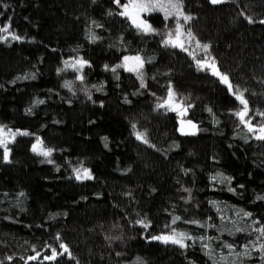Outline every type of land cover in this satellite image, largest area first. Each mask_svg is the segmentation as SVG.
Wrapping results in <instances>:
<instances>
[{
	"label": "trees",
	"instance_id": "1",
	"mask_svg": "<svg viewBox=\"0 0 264 264\" xmlns=\"http://www.w3.org/2000/svg\"><path fill=\"white\" fill-rule=\"evenodd\" d=\"M263 3L264 0H224L213 5L210 0H183L194 28L212 50L211 61L235 81L236 88L246 90L251 108L264 103V86L259 85L260 82L264 85V47L260 39L263 19L256 17ZM112 9V0H0V26L10 24V32L21 37L12 40L9 36L7 41H0V72L15 74L28 70L35 83L21 93L41 95L50 101L46 140L66 142L89 162L92 176L84 179L88 196L78 197L75 168H62L58 161L53 163L56 171L51 173L30 168V177L56 186L57 193L50 197L58 210L45 221L8 224L0 232V264H120L122 257L133 254L148 264H172V253L159 240L148 236L146 223L159 224L166 211H173L186 221L198 220L206 214L197 179L206 174L218 151L221 139L215 134L219 130L211 128L210 138L185 139L182 153L166 151L161 147V135L168 129L166 118L153 109L152 103L159 97L154 95L155 90L166 93L167 83L158 75L170 78L187 102L199 108L204 106L202 101L208 92L204 88L206 75L219 78L212 71L199 70L198 61L189 53L165 46L163 41L170 31L152 26L154 33L138 32L137 47L152 60L157 77L145 75V86L139 84L140 96L131 101L116 92L98 94L89 84L88 75L101 69L103 59L89 49L68 50L63 43L77 37L75 32L79 28L90 26L99 37L117 47L122 57L131 54L121 36L122 23ZM93 15L104 25L93 24ZM79 54L88 62L82 73L84 79L81 81L74 75L70 89L64 91L57 78L60 63L68 55ZM219 93L217 90L216 94ZM215 101L214 98L211 103ZM22 103L20 100L17 108ZM221 111L229 125L231 120L225 109ZM104 118L125 128L129 149L121 157L126 164L121 175L111 169L112 159L119 157L116 147L121 136L108 133L101 123ZM253 119L262 122L256 114ZM234 124L242 125L236 116ZM133 125L136 131L146 134L150 144L135 143L130 138L128 127ZM25 160L24 152H13L17 165L10 169L17 172L18 166L23 165L25 176L28 175L32 166ZM36 205L46 209L45 202L38 201ZM143 213L147 227L138 223L143 220ZM13 217L16 218L6 216L17 221ZM184 231L192 238L198 235L199 239H213L212 235L193 229ZM60 243L68 246L71 257L64 254L54 261L44 259L51 255L52 248L62 252ZM206 253L210 264H228L225 253L207 250ZM33 256L37 259H29Z\"/></svg>",
	"mask_w": 264,
	"mask_h": 264
},
{
	"label": "rangeland",
	"instance_id": "2",
	"mask_svg": "<svg viewBox=\"0 0 264 264\" xmlns=\"http://www.w3.org/2000/svg\"><path fill=\"white\" fill-rule=\"evenodd\" d=\"M126 2L127 0H121V4ZM112 7L113 15L115 14L120 19L123 26L121 36L131 52L128 57L140 56L145 61L141 70L143 79L145 75H158L154 71L152 60L147 57L143 50L137 47V36L140 30L133 26L126 17L119 15L122 8L118 7L114 0H112ZM184 11L186 14L188 13L185 8ZM256 17L264 21V3ZM142 19L152 26L166 29V32L168 30L174 32L176 26L174 19L165 21L161 12L144 13L142 14ZM91 22L98 27L104 25L96 15L92 16ZM180 23L183 25L185 32L190 30L196 38L192 41L186 36L182 38L187 49L185 52L189 53L197 61L207 60L208 63H211L212 50H210V47L206 53L202 48L196 46V41H199L202 45L206 44V41L200 32L194 28L192 20L185 24L181 19ZM261 24L260 39L264 47V23ZM78 31L75 32V34L78 33L77 37L63 44L68 50L77 52L86 49L92 50L95 53L97 52L103 59L101 69L88 75V82L92 85L93 90L98 94L116 92L126 101L137 99L141 93L139 85L141 83H138L137 73L127 71L125 67H117L125 64L124 57L126 56L122 57L117 47L99 37L90 26L81 27ZM92 36H95L96 39L93 40ZM81 59L85 60L83 55L80 54L75 56L68 55L61 61V67L57 71V78L62 90L70 89L65 84H70L74 75L77 78L82 75L87 67L85 65L82 71H77L71 66L75 61ZM65 62H68L67 65ZM133 64L134 62H128L129 66H133ZM262 65L264 66V62ZM113 68L116 69L115 72L111 70ZM197 68L201 71H206V69L211 71V68H202L200 65ZM158 77L167 83L166 93L160 94V91L155 90L154 95L159 97L152 103L153 109L166 118L168 129L161 135V147L166 151L182 153L185 139L210 138L213 136H210L213 134L211 128L215 131L219 130L215 135L221 140H219L220 144L216 155L211 159L210 168H208L204 176L197 179L198 191L203 195L205 201V216L198 220L186 221L181 220V217L177 216L175 212L166 211L159 224L155 225L154 222L152 224L150 221L146 223L149 229L148 236L153 238L155 236L170 235L174 231L185 233L184 229H193V231L213 236L212 241L203 238L199 239L198 235L190 240L186 239L184 243L187 247L185 248H180L178 245L171 243L164 244L160 241L172 253V264H210V259L206 256V250L211 253L218 251L225 253L226 263L228 264H264V251L260 250V245L264 244V238H261L260 233L255 231V229L264 227V199H258V197H264V141L254 139L244 125L235 127L236 115L234 113L239 111L242 105L229 91L227 84L222 83L220 79H214L210 74L206 75L204 88L206 87L208 92L204 95L202 101L204 106L199 108L195 107L191 102H187L186 97H183L180 91L170 82V78L165 79L161 75H158ZM229 80L236 88L235 81L233 79ZM34 83L35 79L29 75L28 70L15 74L0 72V126H4L5 131L11 129L14 132L29 133L26 136L17 135L15 141L8 145L11 149L10 162H4L3 149L0 148V216L3 215L4 217L3 219L0 217V232L10 223L21 225V222L48 220L52 217L51 214L58 210L55 207L57 205L56 202H52L50 197L57 193V190H55L56 186L42 179L30 177V174H32L30 168H35L38 171H42V173H51L52 170L56 171L53 163L58 161L60 163L59 166L66 169L86 168L89 172L91 169L89 162L78 155L72 147L67 146L66 142L62 143L59 140L60 143H52L46 140V130L49 126L48 122L51 120L47 115L49 99L35 94H30V96L25 94L24 96L21 93L31 88ZM259 85L264 86L263 82H260ZM215 86L217 87L216 90L214 89ZM169 87L175 93V101L181 104V109H187L186 113L180 114L181 109L169 111L168 108L157 107L158 104L167 98ZM217 90L220 91L219 95L216 94ZM17 95L23 96L18 97ZM245 97L250 103L246 95ZM214 98L216 100L214 102L215 106L214 103H211ZM20 100H23V103L17 108ZM221 109H225L226 113L225 111L224 113L230 118V126L227 124ZM250 109L253 113V116L251 112L249 113V116L252 117V123L254 125L260 124L261 122H256L257 120L253 119V117L256 112H264V103L261 102L259 107H250ZM260 118L263 119L262 117ZM187 121H192L193 124L197 125L194 135L185 134L193 131ZM101 123L113 137H117L118 134L121 136L117 142L118 147H116L119 157H114L111 162L112 171L121 175L122 167H126L121 157L125 156L129 149L125 128L121 123L118 124V122H113L107 118H104ZM201 129L209 132L207 134L202 133ZM136 132L140 131H136L133 127H128L129 136L135 143L150 144L148 137L142 131L141 133L145 134L148 142L143 143L137 140ZM37 137L43 141L46 148L53 150L52 156L49 157L53 161L52 163H48L44 157L38 156L32 151V145L36 142ZM15 151L24 152L27 156L25 161L32 166L27 170L28 175L26 176L23 171V165L18 166L19 171L17 172L10 169V167L17 165L13 161V152ZM85 183L84 179L76 180L78 197L88 196L89 193L84 186ZM38 201L45 202L46 209L43 206L36 205ZM246 213H250V216L245 215ZM6 216H15L16 218H13L17 221L10 220ZM175 217L180 219L173 223ZM142 218V221H145L146 214L143 213ZM229 245L231 246V251L227 247ZM246 246L247 252L244 254ZM120 264L148 263L141 256L133 254L122 257Z\"/></svg>",
	"mask_w": 264,
	"mask_h": 264
},
{
	"label": "snow or ice",
	"instance_id": "3",
	"mask_svg": "<svg viewBox=\"0 0 264 264\" xmlns=\"http://www.w3.org/2000/svg\"><path fill=\"white\" fill-rule=\"evenodd\" d=\"M114 2L117 4L118 7L122 8V11L119 13V15L126 17L128 20L131 21L133 26H135L138 30H140L141 32L145 34L154 33L156 30L146 20L142 19V14L144 13L151 14L153 12H161L163 14V18L165 21H168L169 19H174L176 26H175L174 32L170 31L167 33V39L163 41L165 46H171L173 48L178 47L182 51H187L185 47V41L182 38L186 36L190 41L196 39L190 30L185 32L183 30V25L180 23L181 19L184 21L185 24H187L192 19V17L190 15H187L184 11L183 0H127V2L124 4H121V0H114ZM223 2L224 0H210V3L213 5H217ZM248 22L253 23L251 18H248ZM260 22L264 23V21H260ZM10 27H11L10 24L0 26V33L7 34V35H0V41H7L9 36H11L12 40L21 39V37L10 32ZM92 39L95 40L96 37L92 36ZM196 46L198 48H202L204 52L206 53L209 51V47H210L207 44H203V45L200 44L199 41H196ZM124 61H125L124 65H118L117 67H125L127 71L136 72L138 75V78L141 81V87H144L145 84H144L143 74L141 70L144 67L145 61L140 56H133V57L126 56L124 57ZM130 61L134 62L133 66L128 65V62ZM65 63L67 65L68 62H65ZM197 63L202 68H205V67L211 68L212 74L217 76L222 83L227 84L229 91L235 96V99L240 103V105H242V108L239 111L235 112L234 115L237 116L240 123L244 125L248 133L252 134L254 139L258 141H264V119H262V122L258 125H254L252 123V117L249 116L251 109L249 107V102L245 97L246 90L241 91L238 88H234V86L231 84L229 80V77L226 74L221 73L219 69L216 68L214 60L211 61V63H208L207 60H201V61H198ZM87 64H88L87 61L81 59V60L75 61L71 66L77 71H82L83 67ZM111 70L115 72L116 69L113 68ZM78 79L83 81L84 79L83 75L78 76ZM65 86L70 87L69 84H65ZM157 107L158 108H168L169 111H176L177 109H181V104L175 101V93L173 92L171 87H169L167 98L162 103L158 104ZM186 111H187L186 108H182L181 114L186 113ZM255 114L264 118V112H256ZM187 124L193 131H191L190 133H185V134L194 135L195 134L194 130L197 128V125L193 124L192 121H187ZM133 129H135V125H133ZM17 135L26 136V135H29V133L22 132V131L14 132L11 129L5 131L4 126H0V148L3 149L4 162H10L9 157H10L11 149L8 147V145L15 141V138ZM135 135H136L137 140H140L143 143L148 142L144 133L136 132ZM32 151L36 155L44 157L48 163L53 162L52 160L49 159V157L52 156L53 150L51 148H46L43 144V141L40 140L39 137H37L36 142L32 145ZM74 172L76 173L77 180L92 179V176L89 170L86 168L74 169ZM258 199H264V197H258ZM245 215L250 216V213H246ZM179 219H180L179 217H175L173 220V223H175V221ZM138 223L144 225L143 221H138ZM144 226L147 227V225H144ZM255 231H258L260 233V237L264 238V227L255 229ZM57 239L59 240V237H57ZM153 239L159 240L164 244L171 243V244L178 245L180 248H185L187 247V245L184 243V241L186 239L190 240L192 239V237L187 235V233L174 231L170 235L155 236L153 237ZM227 247H229L230 251L232 250L230 245ZM60 249H62L63 251L58 252L55 248H52L51 255L46 256L44 259L48 261H54L56 260L58 255H64V254H68L69 257H71V254L69 252V248L67 245L60 243ZM260 250L264 251V244L260 245ZM246 252H247V246H246V250L244 254H246ZM10 259L11 258L9 257V260ZM29 259L35 260L37 259V256L30 257Z\"/></svg>",
	"mask_w": 264,
	"mask_h": 264
},
{
	"label": "water",
	"instance_id": "4",
	"mask_svg": "<svg viewBox=\"0 0 264 264\" xmlns=\"http://www.w3.org/2000/svg\"><path fill=\"white\" fill-rule=\"evenodd\" d=\"M211 71H212V69H211ZM180 114H181V112H180Z\"/></svg>",
	"mask_w": 264,
	"mask_h": 264
}]
</instances>
